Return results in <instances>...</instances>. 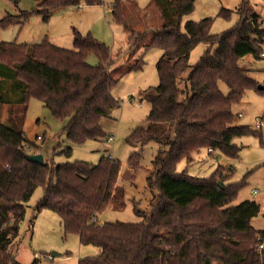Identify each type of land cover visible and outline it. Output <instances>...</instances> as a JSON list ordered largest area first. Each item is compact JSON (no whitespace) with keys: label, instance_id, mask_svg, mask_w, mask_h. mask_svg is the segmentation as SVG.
<instances>
[{"label":"trees","instance_id":"trees-1","mask_svg":"<svg viewBox=\"0 0 264 264\" xmlns=\"http://www.w3.org/2000/svg\"><path fill=\"white\" fill-rule=\"evenodd\" d=\"M12 1L18 4L20 0ZM34 1L31 9L0 18V27L18 24L21 28L32 14L48 20L55 10L70 5L104 4V0ZM152 1L162 21L155 25L145 47L163 50L157 62L160 80L145 90L144 98L151 104L147 124L134 129L129 140L157 141L166 148L155 159V171L148 178L149 185L157 188L156 201L139 222L98 218L114 200L123 198V187L118 184L120 161L112 156H102L96 164L32 161L27 158V145L34 153L39 146L28 140L24 123L29 100L37 98L54 116L69 118L65 134L73 143L104 137L101 119L121 106L112 88L125 74L142 67L144 53L126 71L113 76L118 56L112 55L108 44L76 28L72 48L48 39L40 43L0 41V264H24L12 244L20 234L27 202L39 186L43 195L34 206L33 218L42 209H51L66 232L77 233L83 244L101 248L78 264H264V248L259 247L264 230L252 224L261 204L252 199L235 203L245 178L230 181L232 168L220 165L209 176L177 169L182 160L193 163L202 149L238 158L240 147L234 138L256 132L234 124L233 105L249 89L264 93V87L260 89L259 82L239 64L241 57L252 54L258 58L264 51V25L258 22L261 14L252 0H243L238 22L212 34L210 18L182 25L195 0ZM112 14L131 30L128 42L132 47L137 45L131 39L137 34L120 0H115ZM201 42L208 47L191 65V50ZM91 55L95 63L89 60ZM221 81L230 88L228 94L221 89ZM61 152L69 156L72 147ZM139 157L132 153L131 168L138 167ZM135 176L128 168L122 177Z\"/></svg>","mask_w":264,"mask_h":264},{"label":"rangeland","instance_id":"rangeland-1","mask_svg":"<svg viewBox=\"0 0 264 264\" xmlns=\"http://www.w3.org/2000/svg\"><path fill=\"white\" fill-rule=\"evenodd\" d=\"M5 1L13 9L16 8L10 0ZM33 1L21 0L20 5L23 10H29L34 5ZM120 1L125 6L129 25L137 34L131 38L137 43L134 47L128 42L131 30L129 32L113 17L112 6L115 0H104L101 5L66 6L55 10L48 20L39 14H32L21 28L17 24L0 27V41L40 43L48 39L64 48H72L73 30L76 28L82 34L91 33L105 42L111 47L112 55L118 56L112 69L113 76L126 71L129 64L144 53L145 62L142 67L125 74L112 88V93L121 101V106L110 117L101 119V125L106 131L104 137L88 139L82 144L73 143L65 134L69 118L54 116L37 98L29 100L24 123L28 140L39 146L36 152L45 159L59 163L86 160L96 164L102 156H112L120 161L121 175L118 184L123 187V198L114 200L100 213V221L139 222L151 212L156 201L157 188L149 185L148 178L155 171V159L158 155H164L160 151L166 146L157 141L146 144L131 142L129 138L134 129L147 124L151 104L144 98L145 90L159 84L157 62L163 50L159 47L146 49L145 46L162 17L152 0ZM242 2L243 0H195L194 9L183 16L182 25L188 20L210 18L211 33L219 34L238 22V8ZM251 5L264 15V0H252ZM207 47L204 42L197 44L191 50L189 63L194 64ZM89 60L96 62L92 55ZM239 64L259 82L258 86L264 87V58L247 54L239 59ZM188 72L189 70L185 71L184 75H188ZM220 87L225 94L229 93L230 88L225 82L221 81ZM3 112L6 118V109ZM233 112L234 124L249 126L256 131L234 138L233 141L240 147L238 158L228 157L219 150L209 154L207 149H202L196 154L193 163L188 165L182 160L177 169L182 171L187 168L192 175L209 176L218 165L231 167L233 172L228 177L230 181L245 178V186L239 191L235 203L245 199L259 202L261 210L252 219V224L258 230H264V93L255 88L247 90L242 100L233 105ZM39 136L42 138H38ZM66 147H72L69 156L61 152ZM31 152L34 153L35 150ZM134 152L140 157L138 167L133 169L129 158ZM128 168L136 174L134 179L122 177ZM254 189L258 191L253 193ZM42 195L43 187L39 186L27 202L25 217L20 223V234L12 244L17 259L24 264L35 261L37 264H78L81 258L98 254L100 247L83 244L77 233L66 232L61 218L53 210L42 209L33 218L34 206ZM52 252L56 255L52 256Z\"/></svg>","mask_w":264,"mask_h":264},{"label":"crops","instance_id":"crops-1","mask_svg":"<svg viewBox=\"0 0 264 264\" xmlns=\"http://www.w3.org/2000/svg\"><path fill=\"white\" fill-rule=\"evenodd\" d=\"M11 2H13L12 0H10ZM34 2V5H35V1H33ZM20 3H21V0L19 1V3L18 4H15L14 2H13V4H14V6L16 7L15 9H13L12 7H11V5H9L8 3H6V1L4 0H0V18H2V17H4L5 15H7L8 13H13V14H18V13H20V11L21 10H23V8L21 7V5H20ZM33 5V6H34ZM32 6V7H33ZM261 14H263V13H261ZM264 17V15H261V17ZM18 25V24H17ZM4 111V110H3ZM3 118H4V112H3ZM253 192V191H252ZM259 203V202H258ZM99 219H100V215H99V217H98ZM103 222V221H102Z\"/></svg>","mask_w":264,"mask_h":264},{"label":"water","instance_id":"water-1","mask_svg":"<svg viewBox=\"0 0 264 264\" xmlns=\"http://www.w3.org/2000/svg\"><path fill=\"white\" fill-rule=\"evenodd\" d=\"M258 87L259 88H263V85H259ZM27 158L30 159V160H32V161L39 162V163H43L45 161L44 156L42 154H40V153H28L27 154ZM51 255L52 256H55L56 253L55 252H52Z\"/></svg>","mask_w":264,"mask_h":264},{"label":"built area","instance_id":"built-area-1","mask_svg":"<svg viewBox=\"0 0 264 264\" xmlns=\"http://www.w3.org/2000/svg\"><path fill=\"white\" fill-rule=\"evenodd\" d=\"M258 22L264 25V17H260V18L258 19ZM260 56H261L262 58H264V51H262V52L260 53ZM38 138H42V136H39ZM27 149L29 150V153H32L31 151H32L33 149H32V147H31L30 145H27ZM208 151H210V152H212V153L214 152L213 149H208ZM252 191H253V193H256V192L258 191V189H254V190H252ZM259 247H260L261 249H263V248H264V242L261 243V244H259Z\"/></svg>","mask_w":264,"mask_h":264}]
</instances>
